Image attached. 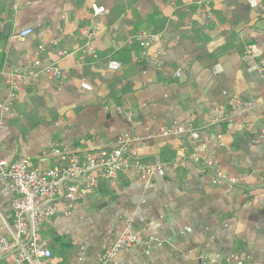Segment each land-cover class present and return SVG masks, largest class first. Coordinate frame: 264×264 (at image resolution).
<instances>
[{"label":"crops","instance_id":"crops-1","mask_svg":"<svg viewBox=\"0 0 264 264\" xmlns=\"http://www.w3.org/2000/svg\"><path fill=\"white\" fill-rule=\"evenodd\" d=\"M198 1L0 0V158L48 168L68 163L48 154L53 147L109 148L129 135L145 162L179 163L175 173L102 180L70 215L59 202L42 232L54 264H96L127 229L149 240L111 264H264V0ZM28 27L32 34L19 37ZM143 30L160 34L148 59L135 37ZM42 44V63L63 78L35 69L9 105L6 73L26 68ZM249 44L252 62L243 58ZM114 59L121 69H109ZM175 124L187 131L160 135ZM209 160L236 186L216 185ZM13 199L0 179V236L8 239ZM13 262L12 253L0 260Z\"/></svg>","mask_w":264,"mask_h":264},{"label":"built area","instance_id":"built-area-1","mask_svg":"<svg viewBox=\"0 0 264 264\" xmlns=\"http://www.w3.org/2000/svg\"><path fill=\"white\" fill-rule=\"evenodd\" d=\"M210 1L199 0L198 2L209 3ZM248 1L252 7L257 6L256 0ZM93 7L96 13L105 10L104 6L93 5ZM32 32V28L28 27L22 29L18 36L26 37ZM135 37L143 48V58H150L148 49L159 41L160 34L143 30ZM45 49V44L38 46L36 56L26 68H18L6 73L10 85L9 105L14 101L22 84L31 79L32 75L29 72L37 69L50 78L56 80L63 78V71L59 67L42 63L39 54ZM90 49V46H86L83 52L86 53ZM243 58L245 61L252 62V45L246 46ZM121 65V61L111 60L108 67L111 70H118ZM181 71L182 68H178L175 75L180 76ZM81 86L92 89L91 84L87 82H82ZM9 105L6 109H9ZM233 105L236 110H243L241 100H234ZM117 111L129 119L133 116L131 109L117 107ZM185 131L187 130L182 125L175 124L161 128L160 135L165 137L171 134H182ZM191 134L195 139H201L198 132L191 131ZM259 138H264V131ZM137 140H139L137 137L120 135L109 148L75 146L68 150L53 147L48 154L66 155L68 163L48 168L31 166L29 158L25 156L14 160L0 158V179L9 180L10 189L14 193L12 237L8 239L0 236V260L6 253H12L14 255L13 264H54L52 251L47 246L42 232L44 224L60 213L59 202L64 203L62 210L64 214L70 215L76 202L85 198L89 193L98 194V186L102 180H115L120 173L126 171H133L148 178L159 173L176 172L179 166L176 161L171 163L145 162L133 144ZM193 158L197 163L199 162L198 156L193 155ZM207 165L213 170V182L216 185L227 189L236 186L237 178L219 169L211 160L207 162ZM261 172L264 178V162ZM148 240L143 235L127 229L104 247L96 264H111L122 250L141 246ZM221 264H244V260L228 259Z\"/></svg>","mask_w":264,"mask_h":264},{"label":"trees","instance_id":"trees-1","mask_svg":"<svg viewBox=\"0 0 264 264\" xmlns=\"http://www.w3.org/2000/svg\"><path fill=\"white\" fill-rule=\"evenodd\" d=\"M256 1H257V5H258L259 1H258V0H256ZM136 35H137V34H136ZM136 35H135V36H136ZM141 58L144 59L143 56H142V54H141ZM114 60H117V59H114ZM118 61H120V60H118ZM121 63H122V62H121ZM121 68H122V65H121V67H120L119 69H121ZM119 69H118V70H119ZM122 108H123V107H122ZM46 244H47V246H48L47 241H46ZM51 251H52V250H51Z\"/></svg>","mask_w":264,"mask_h":264}]
</instances>
